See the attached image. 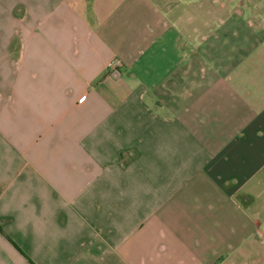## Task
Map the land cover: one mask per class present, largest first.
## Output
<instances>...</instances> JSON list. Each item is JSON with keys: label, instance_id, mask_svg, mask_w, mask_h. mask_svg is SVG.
Returning <instances> with one entry per match:
<instances>
[{"label": "crops", "instance_id": "crops-1", "mask_svg": "<svg viewBox=\"0 0 264 264\" xmlns=\"http://www.w3.org/2000/svg\"><path fill=\"white\" fill-rule=\"evenodd\" d=\"M198 2L0 0V264H256L262 14Z\"/></svg>", "mask_w": 264, "mask_h": 264}, {"label": "rangeland", "instance_id": "rangeland-1", "mask_svg": "<svg viewBox=\"0 0 264 264\" xmlns=\"http://www.w3.org/2000/svg\"><path fill=\"white\" fill-rule=\"evenodd\" d=\"M205 1H209V0H205ZM238 1H240V0H231L230 5H228L227 9H226V12H227L228 15L231 12H235V9L237 7ZM246 1H248V0H246ZM198 3H199L198 0H195V5H194L195 6V10L201 8ZM256 6L258 7L259 13L262 14L261 19H259V25L260 26H264V21L262 20V19H264V0H258V5H254V8H256ZM252 7L253 6L248 5V6H246V10L244 8L245 14H246V12H250L251 13V16H250L251 18H252V14H254V9L251 10ZM203 8L210 9L212 11L215 10L217 13L219 12V10H217V8H219V6L218 5H213L212 3L210 4V3L206 2ZM222 8H223V6H222ZM227 22H229V20ZM261 231H262V233L264 235V226L262 227ZM260 239H261V241L257 245V249L259 251H258V254H257L256 258H255L256 259V264H264V236H263V238H260Z\"/></svg>", "mask_w": 264, "mask_h": 264}, {"label": "built area", "instance_id": "built-area-1", "mask_svg": "<svg viewBox=\"0 0 264 264\" xmlns=\"http://www.w3.org/2000/svg\"><path fill=\"white\" fill-rule=\"evenodd\" d=\"M121 65H122V60L120 58L114 57L107 61L106 69L108 71L118 70Z\"/></svg>", "mask_w": 264, "mask_h": 264}]
</instances>
